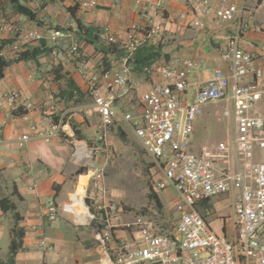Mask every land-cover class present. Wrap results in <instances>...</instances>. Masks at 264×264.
Here are the masks:
<instances>
[{
    "label": "built area",
    "instance_id": "built-area-1",
    "mask_svg": "<svg viewBox=\"0 0 264 264\" xmlns=\"http://www.w3.org/2000/svg\"><path fill=\"white\" fill-rule=\"evenodd\" d=\"M78 5L82 10L94 12L105 0H65ZM118 6L122 0H110ZM201 16L213 18L216 24H236L235 34L221 50L222 61L228 73L217 70L214 76L198 90L194 89V78L200 62L173 58L166 64H152L144 73L157 76L161 82L149 90H143L134 82L129 63L134 52L141 46L135 30L126 34L128 55L119 68L101 74L80 66V74L90 85L93 98L91 107L84 109L87 115L96 112L101 120V133L93 143L71 138V161L84 176L78 177L75 191L62 203L49 201L44 208V218L51 224L66 214L74 226L93 230L94 248L99 264H264V160L255 162V148L264 150V117L256 116L252 110L256 102L264 97V67L259 58L241 48V39L250 30L249 11L239 0H191ZM140 4V1H137ZM166 0H154L155 7L163 12ZM264 8V0L261 1ZM194 26L204 29L205 21L199 19ZM149 38L161 37V26L157 21L145 28ZM0 32L15 36V41L0 50V60H15L26 53V44L52 43L53 55H58L64 41H70L66 50L68 60L75 61L81 44L69 29L61 31H23L6 18H0ZM109 44L117 43L109 28L103 30ZM251 79L250 83H245ZM99 86H104L101 93ZM232 89L229 95V89ZM138 96V115L124 113L118 103ZM230 97L233 110L226 109L223 116H232L235 125L234 141L238 155L246 161L248 172L236 175L220 174L216 163L228 162V146L222 143L217 149L202 146L193 149V134L197 123L209 105H216ZM32 104L25 102L18 92L0 95V114L7 119L15 110L23 108L26 113ZM120 122L127 124L146 153L155 161H164L161 166L163 178L155 190L164 192L173 188L176 198L171 207L178 222L174 232L159 231L148 216L135 215L124 223L132 239L116 238L117 223L125 215L123 208L114 200L106 182L107 170L113 152L107 142L112 127ZM62 122L52 120L51 127L41 133L47 140L61 135ZM31 141L29 134L23 135L18 147L23 149ZM105 156L102 165L98 158ZM86 177L84 181L81 178ZM81 179V180H80ZM247 180V181H245ZM233 181L240 187L241 195L236 206L240 235L237 240L217 235L199 213L198 205L232 190ZM39 186H32L37 191ZM1 219V218H0ZM37 231L39 227L32 226ZM39 247L44 253L53 251L51 239L43 236Z\"/></svg>",
    "mask_w": 264,
    "mask_h": 264
},
{
    "label": "crops",
    "instance_id": "crops-1",
    "mask_svg": "<svg viewBox=\"0 0 264 264\" xmlns=\"http://www.w3.org/2000/svg\"><path fill=\"white\" fill-rule=\"evenodd\" d=\"M18 1L33 12L34 20L17 13L10 0H0V18H6L23 31L40 30L47 33L69 29L76 37L80 22L98 30L99 39L90 44L76 37L81 49L75 61L68 60L66 56L70 45L68 40L61 44L56 56L53 55V45L50 42L26 44L29 59L13 63L5 70L4 78H0V95L18 92L25 102L33 106L29 113L23 108L13 111L12 117L8 119L0 114V202L7 199L15 209L6 212L0 204V259L7 261L13 230L16 229L21 233V248L15 256L14 264H99L92 229L74 226L66 214H62L53 224L44 218L46 204L51 200L65 202L75 191L78 177L84 176L71 161V138L93 143L101 133L99 115L96 112L87 115L84 111L92 106L93 98L89 82L80 74L79 67L85 66L97 74L119 68L128 55L125 47L126 34L135 30L142 43L140 47L147 46V57L154 54L157 56L155 64H166L175 57L200 62L192 79L194 89L198 90L214 76L215 71L223 70L228 73V66L222 61L220 52L235 34L236 24H216L213 18L204 19L191 0H166L163 12L155 7L154 0H122L118 6L105 0L94 12L84 11L65 0ZM261 1L239 0L240 4L244 3L248 8L250 24V30L243 36L240 45L245 52L258 57L259 63L264 67V8ZM213 2L218 5L220 0ZM199 19L205 21L204 29L194 26V22ZM154 21L161 26L160 38H149L146 35L145 28ZM105 28L110 29L117 43L107 42L103 35ZM14 41V35L0 32V45H3V49L10 45L6 43L12 44ZM111 46L118 53L103 52V49ZM131 68L134 82L140 83L143 90H149L161 82L157 76L137 72L132 65ZM70 80L74 82V88H70ZM251 81L246 79L245 83ZM99 89L101 93H105L104 86H99ZM231 93L230 88L229 95ZM138 101V96H133L119 102L118 108L124 113L138 115ZM211 106L204 109L193 137L201 128L200 120L212 122L219 116L232 122L231 139L207 146L212 149H217L222 143L228 146V162L216 163L220 174L247 173L246 161L238 155L234 141V120L232 116L225 118L222 114L226 109L233 110L230 97L222 105H214L213 108L217 111L213 112ZM252 113L264 117V97L256 102ZM52 120L61 121L64 131L60 136L49 140L41 138L40 134L51 127ZM113 128H116V132L119 128L124 131L130 129L123 122ZM25 134L31 136V141L20 149L18 141ZM112 134L113 129L107 136L111 152L115 140ZM105 159V156L99 157L98 164L102 165ZM263 160L264 150L256 147L254 161ZM81 179L84 181L86 177ZM35 185L39 189L31 190ZM240 195V187L233 181L230 192L202 202L197 208L217 235L226 236L233 241L238 239L241 232L236 215ZM158 197L165 209L174 212L171 203L176 198V192L173 188L162 192ZM175 217L177 225L176 213ZM131 218V215L125 213L117 223V239H132L130 232L124 228V223ZM32 226L39 227V230H31ZM43 236L51 239L53 251L50 253H44L39 247Z\"/></svg>",
    "mask_w": 264,
    "mask_h": 264
},
{
    "label": "rangeland",
    "instance_id": "rangeland-1",
    "mask_svg": "<svg viewBox=\"0 0 264 264\" xmlns=\"http://www.w3.org/2000/svg\"><path fill=\"white\" fill-rule=\"evenodd\" d=\"M214 111L217 109L213 108ZM216 117L212 122L200 120L201 128L193 137L194 151H198L203 145L227 142L231 139L233 123ZM125 132L127 139L123 141L117 135L116 128H113V158L106 175L112 197L126 214L132 217L148 216L155 222L159 231L173 233L176 226L175 213L165 208L159 210L154 199L155 194L159 196L162 193L157 192L155 186L163 178L161 166L164 161L157 162L150 157L130 129Z\"/></svg>",
    "mask_w": 264,
    "mask_h": 264
},
{
    "label": "trees",
    "instance_id": "trees-1",
    "mask_svg": "<svg viewBox=\"0 0 264 264\" xmlns=\"http://www.w3.org/2000/svg\"><path fill=\"white\" fill-rule=\"evenodd\" d=\"M10 1L12 2L14 9L17 13L22 14L30 18L31 20H34L35 15L33 14L31 10L21 5L18 0H10ZM98 35H99L98 30L91 28V27H86L82 25L80 22H78V30H77V35H76L78 40L82 39L86 41L87 43L94 44L99 39ZM6 44L11 45V42H8ZM2 49H3V45H0V50ZM103 52L104 53H118L116 49H114L112 46L107 47L106 49H103ZM29 57L30 56L26 55V53H23L15 60H0V78L1 79L4 78L5 70L9 66H11L13 63L22 61V60H28ZM156 59H157V56L155 54L147 57V46H143V47H139L134 52V54L129 60V63L130 65L133 66L135 71L142 72L144 71L145 67L155 64ZM69 86L70 88H74V82L72 80H70ZM111 129H113V127ZM116 133L120 137L121 140L126 141L127 135H126V132L122 130V128H119ZM154 199L157 203L158 209L163 210L164 206L156 194L154 195ZM0 204H1L2 209L6 212L15 211V209L11 206L10 202L7 199L1 200ZM16 220L18 221V219ZM20 237H21V233L18 232L16 229L13 230V240H12L11 247H10L9 257L7 261H2L0 259V264H14L15 256L21 248Z\"/></svg>",
    "mask_w": 264,
    "mask_h": 264
}]
</instances>
